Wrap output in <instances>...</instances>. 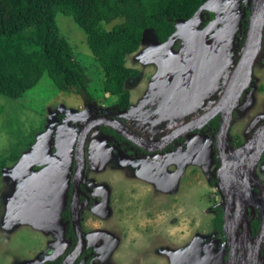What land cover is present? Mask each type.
<instances>
[{
    "label": "rangeland",
    "instance_id": "1",
    "mask_svg": "<svg viewBox=\"0 0 264 264\" xmlns=\"http://www.w3.org/2000/svg\"><path fill=\"white\" fill-rule=\"evenodd\" d=\"M231 2L233 5L225 7L221 24V29L226 31L225 39H218L222 34L221 29L209 39L207 57L200 66V80L208 85L210 95L220 93L237 63L233 43L242 16L238 14L240 1ZM203 17L204 14L192 25L190 21L177 20L171 38L163 42L152 29L145 30L139 49L125 58V66L133 72L130 80L124 83L129 104H134L143 96L149 84L154 85L151 93L160 99L155 104L168 113L167 121L162 125L164 133L216 103L215 98H211L213 101L210 100L208 107L202 108L203 94L197 95L189 88L192 82L196 83L197 76L194 71L189 72V68L196 57L195 45ZM122 22V19H117L105 24L104 28L111 30ZM57 24L74 47L77 59L88 74L90 94L82 97L60 91L47 75L20 98L11 99L0 94V214L4 209V219L19 222L21 227L19 233L13 234L10 240L0 239V264H14L16 261L21 264H42L39 253L49 250L47 241L51 240V236L47 231L45 234L43 228H47L50 222L45 224L46 211L35 206L36 201L24 185V176L33 165V154L53 144V124L56 123L57 128L61 124L66 126L65 132L68 133L75 124L80 125L83 116L91 117L106 106L122 108L119 106V97L105 91V72L90 50L84 32L71 18L63 15H58ZM180 25L184 27L182 30ZM152 58L159 64L164 62L163 68L157 67ZM254 76V91L251 99H247L242 106V113L235 119L233 138L250 133L259 123L260 114L264 113V69L259 68ZM137 79H140L138 83ZM73 131L78 133L79 126ZM201 165L198 162L189 165L191 169L185 173L187 181L179 185L178 190L160 193L161 196L157 197L151 191L149 195L155 198L151 199L155 207H142L144 194L149 192L141 189L140 185L133 193L134 198L128 193L121 194L130 199L118 198L116 210L119 214L111 216L109 223L112 221V228L125 235L126 246L119 253L123 254L119 256L120 260L107 264H198L203 257L208 264H221L224 245L216 241L213 223L214 209L223 201V197L219 188L209 184L204 177L211 168ZM195 167L196 170L192 169ZM95 177L100 183L110 186L112 191L117 187V191L128 192L133 185H137L124 180L122 172L114 169H108ZM104 224L106 220L100 222L91 218L88 227H92L95 235L96 227ZM27 226L32 229H26ZM13 229L11 227L5 231L11 233ZM201 244H210L208 250L212 252L202 256Z\"/></svg>",
    "mask_w": 264,
    "mask_h": 264
},
{
    "label": "flooded vegetation",
    "instance_id": "2",
    "mask_svg": "<svg viewBox=\"0 0 264 264\" xmlns=\"http://www.w3.org/2000/svg\"><path fill=\"white\" fill-rule=\"evenodd\" d=\"M235 1H240L238 14L240 13L239 15L242 16L241 25H239L235 37V42L238 44L233 43L237 63L225 87L220 89L218 95H210L208 85L203 84L200 80L199 71L202 62L207 57L208 41L221 29L225 7L233 5V2L222 0V16L218 23L214 24L216 14L208 11L204 13L202 24L199 26V33L209 26L212 29L204 36L202 46L198 45L197 38L195 56H197L196 53H199L197 52L198 48L201 49L200 52H203V56L200 57L203 61L200 62L196 60L197 57H194L195 65H198L193 67V71L197 77L196 83L192 82L189 88L191 92L198 93L197 95L203 94L202 106L204 105V107L202 108L204 109L208 107L210 100L213 101L212 99L215 98L216 103L208 110L198 113L164 133L162 125L167 121L168 113L164 108L155 104L160 99L151 93L154 85L149 84L150 86L146 88L143 96L134 104L131 103L127 107L117 109L106 106L91 117L83 116L80 125H74L73 130L79 126L78 133H74L73 130L66 133V126L61 124L57 128V124H53L54 129L51 132L52 137H54L52 139L53 144L50 143L49 147L46 146L39 151L36 150L37 153L35 154L38 157L35 155L30 171L24 176V185L36 201L35 206H40L46 211L45 224L50 222L47 228H43V232L47 231L46 233L51 236V240L47 241L49 250L47 252L44 249L46 250L45 253H39L40 258H42L40 263L62 264L65 259L73 254L77 256L72 264H107L110 261L115 263L120 260L119 256L122 257L123 254L119 255V253L126 246L125 235L112 228V224H110L112 221L109 223V218L118 213V209L116 210L118 198H134L133 193L140 185L141 189L149 192L144 194L142 207H155L151 200L155 198L153 195H149L151 191L155 192L157 197L164 192L178 190L179 185L187 181L185 173L191 169L189 165L197 162L201 165L200 163L203 162L202 167L211 168L204 177L209 181V184L219 188L223 197V201L217 204L214 209L213 223L216 241L224 245L220 258L221 264H230L231 243L236 242L238 238L234 236L232 239H228L224 232L227 218H230L231 225H234L233 220L235 221L236 218H242V220L237 219L236 222L238 225L236 231L241 237L246 235L247 227L250 225L251 235L248 237L247 250L255 253L258 247L257 250L260 253L259 261L252 257L251 264H264V241L260 243L257 241L258 234L264 227V146L258 153L259 155H256L258 160L256 176L252 175L245 163L236 167L235 165L230 166V160L241 153L239 150L242 147L248 148L246 152L249 159L254 158L251 143L259 133L264 132V113H261L259 123L250 133L235 135L234 138L232 136L235 119L242 113V106L246 104L247 99H251L254 91V73L259 68L264 69V23L261 42L257 45L258 51L252 63L250 81L241 91L239 103L234 109L227 154L221 153L217 146L221 111L206 124H200L201 127L198 126V123H194L196 119L211 111L221 101L245 55L247 46H249L247 43L251 28V9L255 0ZM221 33L218 38L219 41L225 39L226 31L221 29ZM234 58L235 56H233ZM152 60L157 63V67L163 68L164 62L159 64L156 59L152 58ZM126 81L125 83H127ZM139 81L140 79H137L136 82ZM106 119L121 122L140 139H134L128 133L130 137L115 131L104 124ZM86 128H89V131L84 140V153L81 157L82 151L79 147ZM65 135L66 137H64ZM167 137H172L168 143L166 142ZM225 155H228L229 159L227 164L223 165L222 157ZM241 156L242 154L239 159ZM101 163H103L102 168ZM108 169L121 171L124 180L135 182L137 185H133L128 192L127 190L117 191V187L112 191L110 186L103 184V182L100 183L95 177ZM192 169L196 170V167ZM247 170L249 171L247 172ZM240 181L241 186L239 187ZM123 193H128L130 197L121 195ZM32 205H30V209H32ZM156 207L161 208L160 205H156ZM0 215V239L2 241L10 240L13 234L19 233L21 230L20 224L15 221H6L4 209ZM43 215H45L44 211ZM91 218H96L100 222L106 220V224L102 227L100 225L96 227L95 235L92 233V227H88ZM220 221L221 230L217 227ZM37 222L42 224L41 221ZM76 224L79 226V236L77 235ZM11 227L14 228L11 233L5 231ZM26 229L32 228L27 226ZM210 244H201L202 256L212 252V250H208ZM79 251L80 253H78ZM202 262V264H208L204 257ZM14 264L21 263L16 261ZM239 264L245 263L242 261Z\"/></svg>",
    "mask_w": 264,
    "mask_h": 264
},
{
    "label": "trees",
    "instance_id": "3",
    "mask_svg": "<svg viewBox=\"0 0 264 264\" xmlns=\"http://www.w3.org/2000/svg\"><path fill=\"white\" fill-rule=\"evenodd\" d=\"M208 0H0V94L22 97L47 75L60 91L89 96V79L70 41L60 31L58 15L71 18L106 76L105 91L127 107L125 66L139 49L145 30L166 41L177 20L191 19ZM122 19L107 30L104 25ZM1 114V109H0ZM221 230V221L217 224Z\"/></svg>",
    "mask_w": 264,
    "mask_h": 264
},
{
    "label": "water",
    "instance_id": "4",
    "mask_svg": "<svg viewBox=\"0 0 264 264\" xmlns=\"http://www.w3.org/2000/svg\"><path fill=\"white\" fill-rule=\"evenodd\" d=\"M221 2L222 0H208L206 1L199 9L198 11L194 14V16L187 20L188 22H192L194 20H198L199 17H201L205 12L211 11L216 14V21L214 24L218 23V21L221 19L222 16V11H221ZM263 23H264V0H255L253 8L251 9V28H250V33L248 37V43L247 46L248 48L245 50V55L243 59L241 60L237 71H235L232 82L230 86L228 87L227 92H225V95L222 97L221 101L208 113L204 114L203 116L199 117L194 121V123H198L199 127H201L200 124L204 125L209 121L213 116L218 114L219 111L222 112L221 116V125L220 129L218 131V137H217V146L221 150V153L227 154L226 151L229 150L228 147V139H229V131L230 127L232 124V118H233V113L235 107L238 105L239 100H240V94L241 91L245 88L244 86L249 83L250 81V74H251V68H252V63L255 58V55L257 54L256 52L258 51V43L261 42L262 38V29H263ZM212 29L211 26H209L206 30L203 32L199 33L197 35L198 38V45L202 46V42L204 39V36L208 34ZM172 36V35H171ZM171 36L169 38H171ZM201 49L198 48L199 53H196V57L198 61L201 62L203 56V52H200ZM196 60L193 61V64L189 68V72L194 70V66L198 65L196 63ZM101 124V123H100ZM105 125L110 126L113 128L115 131L121 133V134H131L132 137L135 139H140L137 137L132 131L127 129L121 122L117 120H112V119H106L104 122ZM193 128V127H192ZM89 128H86L85 132L82 135V141L80 143V151H82L81 157H83L84 153V140L88 134ZM128 133V134H127ZM129 136V135H128ZM130 137V136H129ZM131 137V138H132ZM132 138V139H133ZM172 140V137H167L166 142H170ZM141 141V140H140ZM264 132L262 131L259 133L254 139L253 142L251 143L252 147V153L254 155V158L249 159L248 153L246 152L248 148L242 147L240 148V154L237 155L236 157H233L230 160V166H239L242 165V163H245L248 165V168L250 169L251 173L253 176H256V166H257V156L259 155L258 153L264 146ZM250 144V143H249ZM78 153V151H77ZM222 154V155H223ZM242 154L241 158L239 159L240 155ZM36 154H34L35 156ZM33 156V157H34ZM223 165L227 164V161L229 159L228 155H225V157H222ZM229 163V162H228ZM249 170H247L248 172ZM254 212L252 213V215ZM237 219H235L234 225L230 224V218H227L225 221V226H224V232L228 236V239H232L234 236L238 237L237 241H233L231 243V253L229 256V261L230 264H239L242 261H244L245 264H251V259L254 257V260H258L260 253L258 252V247L256 248L255 253L254 252H248L247 246H248V237L251 235V229L250 225L247 227V232L246 235L243 237L240 236L238 233V225H237ZM75 220V219H74ZM238 220H242V218H239ZM263 220H264V215H263ZM76 221V220H75ZM264 226V225H263ZM77 235L79 236V226L77 224L75 225ZM264 227L261 229L260 233L258 234V239L257 241L260 243L261 241L263 242L264 239ZM247 250V251H246ZM80 253V251L78 252ZM77 255L73 254L69 256L67 259L63 261L62 264H72L75 260ZM259 261V260H258ZM203 262L200 261L198 264H202Z\"/></svg>",
    "mask_w": 264,
    "mask_h": 264
},
{
    "label": "bare ground",
    "instance_id": "5",
    "mask_svg": "<svg viewBox=\"0 0 264 264\" xmlns=\"http://www.w3.org/2000/svg\"><path fill=\"white\" fill-rule=\"evenodd\" d=\"M196 21H197V20H194V21L190 22V25L194 24ZM180 27H181V30L184 28L183 25H180ZM240 186H241V181H240V185H239V187H240Z\"/></svg>",
    "mask_w": 264,
    "mask_h": 264
}]
</instances>
